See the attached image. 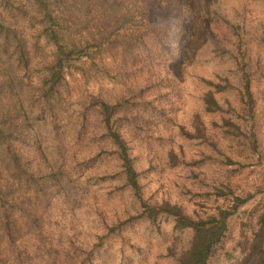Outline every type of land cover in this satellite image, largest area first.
Listing matches in <instances>:
<instances>
[{"label": "trees", "instance_id": "1", "mask_svg": "<svg viewBox=\"0 0 264 264\" xmlns=\"http://www.w3.org/2000/svg\"><path fill=\"white\" fill-rule=\"evenodd\" d=\"M24 1L25 5L13 6L12 0H0V8L15 7L16 13H28V25L35 29L37 39L50 45L51 51L48 58L40 59L41 69L30 94L20 75L30 60L16 25L19 22L13 11H9L10 22L16 24L4 23L0 18V264H104L111 259L107 256L102 261L100 256L115 242L119 253L116 264H121L124 246L136 247L129 233L133 224L144 221L158 231L160 218H169L172 229L189 233L184 244L173 238L165 247L174 264H208L222 244L229 217L249 199H256L260 187L253 192H231L224 198L226 203L201 216L185 211L175 202L144 199L138 179L141 171L131 152L129 134L140 122L147 126L145 112L149 108L144 104L150 105V100L137 91H128L125 84L127 93H120L112 101L103 98L99 91L83 95L81 85L88 82L91 71L102 74L111 69L112 60L121 67L120 52L132 59L129 70L144 66L149 77L155 79L153 82L161 80L158 73L163 70L171 89L177 86L174 66L183 55L192 62L199 58L200 50L225 58L234 64V77L214 73L206 78L195 74L201 83L196 108L185 123L177 122L176 127L182 137L203 145L198 147L200 155H211L203 151L208 147L223 155L227 163L236 162L231 158L243 155L258 158L250 43L264 47V0H234L232 9L224 6L232 0ZM251 1L256 2V8L260 6L254 18V10L248 6ZM211 25H217L221 34ZM158 64L160 69H156ZM257 68L264 71V61ZM226 94L232 95L233 101ZM128 97L132 98L130 103L136 100L142 107L132 110ZM72 99L78 110L73 117L74 112L66 108ZM150 108L156 113L163 111ZM201 113L212 116L210 127ZM31 118L34 124L48 121L52 126L65 119L72 129L74 145L83 143L88 151L82 153V148L69 152L65 161L62 146L57 149L60 161H48L39 137L41 131L36 130L39 126L34 128ZM53 132L56 136L54 128ZM29 150L44 164L43 170L38 165L37 169L28 166ZM97 151L111 155L112 169L98 171L93 167ZM167 156L171 166L197 163L185 159L181 150L175 152L172 147ZM64 162H68L67 167ZM99 172L103 175L100 178L110 184L102 185L108 187L106 195L117 190L106 198L116 197L119 208H101L93 195L85 207L98 218L101 232L92 233L93 241L87 248L76 243V235L64 234L65 246L71 249L57 254L50 234L43 230V222L50 218L46 207L56 198L60 206L75 204L74 210L79 208L77 201L88 194L85 185H75L80 183V177L99 176ZM214 189L220 196L222 190ZM256 201L255 207L247 210L250 234L242 264H264V199L257 197Z\"/></svg>", "mask_w": 264, "mask_h": 264}, {"label": "rangeland", "instance_id": "2", "mask_svg": "<svg viewBox=\"0 0 264 264\" xmlns=\"http://www.w3.org/2000/svg\"><path fill=\"white\" fill-rule=\"evenodd\" d=\"M18 3L25 5L24 0H12L11 4L16 6ZM1 4V3H0ZM221 6V3H219ZM234 0L231 3H224L226 8L232 9L235 7ZM250 10H254L252 18L257 17L260 6L256 8V2L251 1L248 4ZM9 11H13L18 24L10 22L11 17ZM25 11H28L25 8ZM0 18L4 23L8 21L10 24H16L18 30L22 33L29 63L26 69L21 70V77L24 83V89L32 93V88L36 83V76L39 74L41 66L40 59L48 58L51 47L45 43L42 38H36V31L28 25L29 14L22 12L16 13L15 7L12 9L0 8ZM0 19V22H2ZM13 26V25H12ZM217 34H221V29L217 25H211ZM124 33V30H121ZM202 42H199L201 45ZM251 60L253 66L250 67L252 92L255 98V127L257 130L258 140V158L248 156H237L231 158L236 160L233 163H227L223 155L214 152L208 147H204L206 155H200L198 147L203 145L197 142L187 140L182 137L176 127L177 122L185 123L190 117L191 113L196 108L195 98L200 91L201 83L195 78V74L202 77H211L214 73L227 74L233 78L232 66L233 63L222 57H214L208 52L200 50V56L194 62L186 61L184 55L181 57L179 63L174 66L176 88L171 89L165 80L163 70L159 71V78L153 82L149 76L151 75L144 66L135 68L134 71L130 68V57L120 52L118 56H123V62L112 60L113 65L105 73H95L91 71L88 74L89 80L86 84L81 85V92L83 95H88L92 90L99 91L100 95L112 101L120 93L124 92V84L128 85V91H137L141 95H145L146 100H150L152 104H144L149 108L145 113L147 117V126H143L140 122L134 128H131L129 139L131 140V152L136 157V166L140 172L138 177L142 188V197L148 200H168L179 204L185 211L197 215H204V213L214 209L216 205L226 203L225 197L228 198L230 193L239 192H253L256 187H260L261 192L255 194L254 197H261L264 199V71L258 69L264 61V47L251 41ZM125 56V57H124ZM119 58V61H120ZM259 62L258 66L254 65ZM103 63H107L103 60ZM110 65V63H109ZM109 67V66H108ZM160 69V65L156 66ZM97 75V77H96ZM170 75V74H169ZM80 84L79 81H76ZM76 86V85H75ZM126 87V86H125ZM127 89V88H126ZM74 93H77L75 91ZM230 101H233V96L226 94ZM132 98L128 97L129 107L132 110L142 107L139 102L130 103ZM75 99L66 105L69 112H74L73 117L77 112L75 107ZM132 104V105H130ZM152 106L156 109L162 108V112L156 113ZM83 108V106H82ZM90 117V110L87 111ZM201 116L208 127H210V120L212 116L207 113H201ZM216 119L218 122L219 120ZM31 123L35 120L31 118ZM38 121L34 124L39 134L43 151L47 155L48 161H53L59 158L57 149L63 146L65 161L68 159L69 152L78 151L82 149V153L86 150L83 143L74 145L72 137V129L69 122L61 120L56 122L55 126L48 121L43 125ZM57 131V135L53 132ZM90 126L88 129H91ZM83 141V140H82ZM91 143V148L94 145ZM173 148L175 152L181 150L185 159H194L197 163L189 166L185 164H177L171 166L167 156V150ZM26 149V148H25ZM94 149L90 150L92 153ZM227 150V149H226ZM96 152V151H95ZM31 169L43 170L44 164L40 163L38 158L34 157L33 152L29 150L27 159ZM41 161V160H40ZM60 161V158L57 162ZM67 167L68 162H64ZM93 167L98 171L110 170L114 167V162L107 152L97 151L96 156L92 162ZM99 172V176H83L80 177V183L77 187L86 186L87 196L85 199L77 201L79 208L74 210V205H59L56 198L51 205L46 207V212L50 215L48 221L43 222V230L49 233V238L52 243H55L57 254L59 252L71 249L70 246H65L66 237L64 234L76 235V243H80L87 248L93 241L94 231L101 232V228L97 225L93 212L87 210L85 204L90 201L94 195L99 207L118 209L119 204L116 197L107 200L109 193L106 195V189L102 185H110L104 181L103 176ZM42 174V173H41ZM73 177V176H71ZM215 187L222 190L220 196L215 194ZM95 190V192H93ZM111 191V190H110ZM107 197V198H106ZM256 199H249L246 204L239 207L233 215L228 219V229L222 244L216 250L215 254L209 259L208 264H242L247 253L245 241L250 234V227L246 223L248 211L253 209L257 204ZM225 201V202H224ZM120 203V199H119ZM45 212V213H46ZM47 214V215H48ZM158 224L159 230L148 223L140 220L136 221L131 230V241L135 242L136 247L124 246L123 257L121 264H174L173 259L166 254L165 247L171 239L176 238L177 243L184 244L188 239L189 233L187 230L177 231L171 228L169 218H160ZM43 231V234H44ZM64 244V245H63ZM100 256L102 261L108 256L114 264L117 263L119 253L117 252V242L110 243ZM179 244H176L179 246ZM62 247V248H60ZM71 252H69V255ZM61 255V254H60ZM100 258L98 260H100ZM128 258V260H127ZM111 260L105 261L104 264L112 263ZM112 263V264H113ZM54 264H59L55 261ZM63 264V262H61ZM66 264V263H64Z\"/></svg>", "mask_w": 264, "mask_h": 264}]
</instances>
